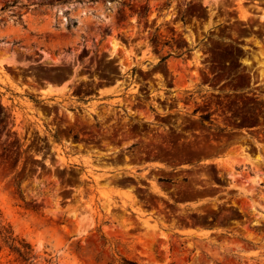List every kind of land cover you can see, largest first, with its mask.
I'll use <instances>...</instances> for the list:
<instances>
[{"label": "rangeland", "instance_id": "1", "mask_svg": "<svg viewBox=\"0 0 264 264\" xmlns=\"http://www.w3.org/2000/svg\"><path fill=\"white\" fill-rule=\"evenodd\" d=\"M0 264H264V0H0Z\"/></svg>", "mask_w": 264, "mask_h": 264}, {"label": "trees", "instance_id": "2", "mask_svg": "<svg viewBox=\"0 0 264 264\" xmlns=\"http://www.w3.org/2000/svg\"><path fill=\"white\" fill-rule=\"evenodd\" d=\"M5 243L8 244L10 249L15 252L23 260H27L31 256V245L24 239H17L12 234H7L3 237Z\"/></svg>", "mask_w": 264, "mask_h": 264}, {"label": "crops", "instance_id": "3", "mask_svg": "<svg viewBox=\"0 0 264 264\" xmlns=\"http://www.w3.org/2000/svg\"><path fill=\"white\" fill-rule=\"evenodd\" d=\"M181 231H182L183 233H185V234L190 233V232H188L189 229H187V228L181 229ZM196 232H198V231H196ZM197 235H198V234H197Z\"/></svg>", "mask_w": 264, "mask_h": 264}, {"label": "bare ground", "instance_id": "4", "mask_svg": "<svg viewBox=\"0 0 264 264\" xmlns=\"http://www.w3.org/2000/svg\"><path fill=\"white\" fill-rule=\"evenodd\" d=\"M45 91V90H44Z\"/></svg>", "mask_w": 264, "mask_h": 264}]
</instances>
